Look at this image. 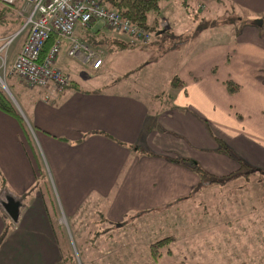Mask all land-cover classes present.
<instances>
[{"label": "crops", "instance_id": "obj_1", "mask_svg": "<svg viewBox=\"0 0 264 264\" xmlns=\"http://www.w3.org/2000/svg\"><path fill=\"white\" fill-rule=\"evenodd\" d=\"M214 1L220 6H215L213 16L234 13L240 22L228 26L212 21L210 31L224 37L190 51L172 73L182 85L169 84L160 90L158 94L170 89L165 101L152 106L121 87L81 88L76 73H68L56 62L57 53L52 63L68 77L60 93L50 86L23 84L10 66L25 33L26 27L21 26L25 9L18 12L21 0H0V42L12 35L2 53L0 73L5 74L7 87L20 81L35 89L24 106L30 134L24 131L25 125L0 109V264H59L62 248L52 223L58 212L73 219L83 204L90 212H97L100 204L98 213L119 221L128 211L144 213L185 199L194 193L196 175L164 155L189 156L204 165L213 162L216 172L230 168L233 158L215 149L213 135L247 162L264 167V0H229V6L226 0ZM169 5L178 9L176 0H164L169 17L161 21L168 26L166 38L176 37L179 42L172 46L179 49L189 32L176 28L181 15L170 14ZM159 8L160 4L152 11V21ZM255 17L261 18L260 23ZM94 21L75 25L80 35H74L76 39L87 45L83 34H98V27L91 28ZM62 42L66 46L64 37L59 46ZM63 54L75 55L91 66L79 52ZM226 78L238 84L234 91H227ZM147 148L154 154L144 153ZM42 171L55 197L51 198L55 205L51 220L46 211L50 196L45 197L40 188L35 204L21 199L22 195L28 198ZM7 195L18 201L12 222L2 206ZM244 199L235 203L247 202L245 212L250 215V197ZM227 210L238 213L239 207L229 205Z\"/></svg>", "mask_w": 264, "mask_h": 264}, {"label": "rangeland", "instance_id": "obj_2", "mask_svg": "<svg viewBox=\"0 0 264 264\" xmlns=\"http://www.w3.org/2000/svg\"><path fill=\"white\" fill-rule=\"evenodd\" d=\"M176 1L178 9L169 5L167 10L170 14L180 13L176 28L184 33L189 32L179 49L170 45L176 41V37L170 35L168 39L165 36L168 26L165 27L161 20L168 18L169 14L163 8L164 0H159L160 8L154 21L152 11L146 15V47L139 38L132 39L131 44L115 47L113 41L116 39L125 42L130 38L124 32L101 24L98 19L91 25V28L98 27V34L96 31L95 35L83 34L88 47L99 48L98 66L80 62L75 55L64 56L63 42L58 47L55 60L68 73H76L75 78L81 88L117 90L121 87L156 106L166 100V92L169 93L170 89L160 94L158 92L169 86L171 75L176 72L183 58L204 42L224 37L216 30L210 31L212 21L217 20L228 26L240 22L235 20L238 16L234 13L213 16L215 6H220L214 0ZM229 3L226 0L224 4L229 6ZM189 23L192 24L190 28ZM73 34L80 36L75 29ZM164 41L168 44H164ZM4 76L0 73V89L20 114L25 125L23 129L27 133L31 125L24 121V117H27L24 106L35 89L24 86L16 75L22 83L14 81L12 86L7 87ZM150 92L157 95L150 97ZM197 162L213 173H222L236 163L234 161L230 168H220L225 170L216 172L213 162L208 161L205 165ZM255 167L259 169H252L246 178L238 176L222 182L205 183L193 189L194 193L185 199L144 213L128 214L119 221L108 220L98 213L100 204L97 212L87 211L88 207L83 204L76 213L79 217L73 219L63 218L58 212L52 223L57 229L53 231L54 235L62 248L59 264H264V167ZM40 174L36 176L37 184L29 192L28 198L22 195L23 202L28 203L30 200L35 204L36 199L40 198L39 188L45 197L55 199L52 186L46 187L42 179L45 172ZM25 191H28V187ZM246 197H250V215L245 212L247 202L235 203L238 200L245 201ZM234 204L239 207L237 215L227 210L229 205ZM83 213L85 215H81ZM9 218L12 222L16 216L14 219Z\"/></svg>", "mask_w": 264, "mask_h": 264}, {"label": "built area", "instance_id": "obj_3", "mask_svg": "<svg viewBox=\"0 0 264 264\" xmlns=\"http://www.w3.org/2000/svg\"><path fill=\"white\" fill-rule=\"evenodd\" d=\"M11 1V0H4ZM25 9L21 26H25L22 41L11 61V71L27 86H50L59 91L67 81V75L52 62L58 51L60 37L67 41L64 52L67 55L81 54L92 67L100 63L98 51L88 47L73 34L75 25H83L89 20L100 19L109 28L121 31L132 39L146 41L148 34L143 26L123 17L112 7L100 0H21ZM49 32L53 37L47 48L40 53L43 40ZM12 35H6L0 42V66Z\"/></svg>", "mask_w": 264, "mask_h": 264}, {"label": "trees", "instance_id": "obj_4", "mask_svg": "<svg viewBox=\"0 0 264 264\" xmlns=\"http://www.w3.org/2000/svg\"><path fill=\"white\" fill-rule=\"evenodd\" d=\"M102 4L108 7H112L118 11L120 15L123 17L128 18L130 21L135 22L143 27H147L146 22V15L148 11H157L159 7V0H100ZM91 21V20H89ZM88 21V22H89ZM165 28H163L164 30ZM162 30V31H163ZM158 32H155L157 35ZM53 37V32H49L46 38L43 40V43L40 47V53H42L50 43ZM155 40V36L153 38ZM114 42L115 47H120L124 45V43L129 44V41L123 42L122 39H116ZM176 44V41L170 45ZM169 84L171 87H178L182 85V81L176 74L171 75V79L169 80ZM224 85L227 91L232 92L234 91L238 84L232 80L231 78L224 79ZM0 109L13 115L18 122L24 126L23 119L21 118L20 114L14 108L12 102L8 98V96L2 92L0 89ZM215 140V149L220 151L226 155H229L233 158L236 162L235 166L230 169H226L222 173H213L202 166H200L192 157L189 156H182L176 154H165L164 156L168 160H172L174 162L183 164L190 168L196 175V183L194 184L193 188H197L205 183L209 182H222L229 179H233L238 176L248 177L252 169H259V167H255L240 156L236 155L233 150L225 143V141L215 135H213ZM143 151V150H142ZM144 153L154 154V151L150 148H147L143 151ZM53 200L51 197L47 199L46 203H48V207L46 208L47 214L51 220L53 214L55 213V205L53 208L52 204ZM50 206V207H49ZM144 210H131L128 211L130 215H135L142 213ZM127 215V214H126ZM126 217V216H125Z\"/></svg>", "mask_w": 264, "mask_h": 264}, {"label": "water", "instance_id": "obj_5", "mask_svg": "<svg viewBox=\"0 0 264 264\" xmlns=\"http://www.w3.org/2000/svg\"><path fill=\"white\" fill-rule=\"evenodd\" d=\"M254 19H255V21H257V23H260V21H261L260 17H255ZM252 21H254V20H252ZM17 202L18 201L16 199H13L9 195L5 196V199L2 201V206H3L4 210H5V212L12 219H14L15 216H16Z\"/></svg>", "mask_w": 264, "mask_h": 264}]
</instances>
